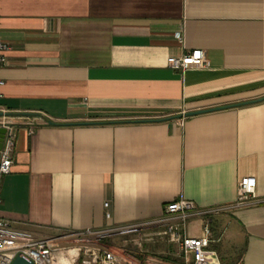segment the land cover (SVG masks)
<instances>
[{"label":"crops","instance_id":"1","mask_svg":"<svg viewBox=\"0 0 264 264\" xmlns=\"http://www.w3.org/2000/svg\"><path fill=\"white\" fill-rule=\"evenodd\" d=\"M0 43V112L121 122L10 118L0 220L36 239L141 225L103 242L177 263L180 248L157 236L165 207L234 206L254 177L252 204L191 218L183 236L208 223L221 264H264V101L153 121L264 98V0H0ZM194 50L208 69L168 67Z\"/></svg>","mask_w":264,"mask_h":264},{"label":"built area","instance_id":"2","mask_svg":"<svg viewBox=\"0 0 264 264\" xmlns=\"http://www.w3.org/2000/svg\"><path fill=\"white\" fill-rule=\"evenodd\" d=\"M7 45L0 43V65L4 63L3 53ZM168 67L176 71L188 69H208L210 67L204 50H194L182 57H171ZM1 85L3 82L0 83ZM184 114V113H183ZM182 119V124H183ZM0 128L6 130L3 148L0 152V177L9 175L15 163L16 134L14 123L10 118L0 121ZM257 181L254 177L243 178L238 187V201L234 206L210 210H198L193 202L180 200L165 207V216L155 223L166 225L159 232V239L177 245L182 252V261L166 263L153 258L146 264H214L218 261L216 252L210 249L214 242L212 231L207 223L203 235L199 238L183 236L187 222L194 217H210L221 212L231 211L248 206L256 199ZM109 208V203L105 204ZM107 220L111 214L106 213ZM151 222L150 224H155ZM141 225L107 230H87L84 232L66 233L51 238L36 239L28 233L18 231L12 222L0 220V264H12L21 256L33 264H142L125 247L112 248L104 244V239L121 229L141 228ZM150 237V236H149ZM61 244L63 246H61Z\"/></svg>","mask_w":264,"mask_h":264},{"label":"water","instance_id":"3","mask_svg":"<svg viewBox=\"0 0 264 264\" xmlns=\"http://www.w3.org/2000/svg\"><path fill=\"white\" fill-rule=\"evenodd\" d=\"M263 101H264V98H261V99L253 100V101H249V102H242V103L231 104V105H227V106H218V107H213V108H208V109H203V110L185 112L184 114H180V115L175 116V117H170V118L161 119V120H153V121L160 122V121H169V120H181V119L194 117L197 115H202V114H207V113H212V112H216V111H222V110H226V109L248 106V105L260 103ZM22 117L40 118V119L45 120L48 124L53 125V126H63V125H71V126L75 125V126H77V125H98V124L104 125V124L121 123V122L113 121V122L82 123V124H57V123L51 122L50 120H48L46 117H44L42 114H39V113H19V112L18 113L17 112L4 113V112H0V118H22ZM5 135H6V130L4 128H0V152H1L3 145H4ZM12 264H33V263L26 260L25 258H23L21 256H18Z\"/></svg>","mask_w":264,"mask_h":264},{"label":"rangeland","instance_id":"4","mask_svg":"<svg viewBox=\"0 0 264 264\" xmlns=\"http://www.w3.org/2000/svg\"><path fill=\"white\" fill-rule=\"evenodd\" d=\"M143 238V240H146V237H143V236H141V235H139V238ZM148 238H151V236L150 237H148ZM113 239H111V241H112ZM142 240V239H141ZM120 241V240H119ZM118 242V241H117ZM119 244L121 243V244H124L125 245V242L123 243V241L121 240L120 242H118ZM61 246H63L62 244H61ZM134 251V250H133ZM219 255V254H218ZM240 256H241V250H239V252L235 255V260L237 261V260H240ZM229 258H231V257H228L227 259L228 260H230ZM233 258V257H232ZM221 258H220V256H218V261H217V263L216 264H221ZM234 263H235V261H234ZM227 264H231V263H227Z\"/></svg>","mask_w":264,"mask_h":264}]
</instances>
